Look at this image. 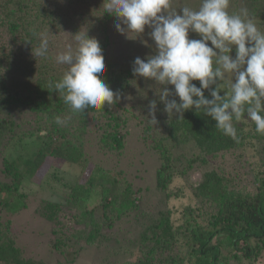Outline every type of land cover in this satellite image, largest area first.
Segmentation results:
<instances>
[{
    "label": "trees",
    "instance_id": "16d2710c",
    "mask_svg": "<svg viewBox=\"0 0 264 264\" xmlns=\"http://www.w3.org/2000/svg\"><path fill=\"white\" fill-rule=\"evenodd\" d=\"M85 1L0 0V72L3 71L0 73V194H4L0 205L10 214L27 208L28 196L20 195L19 188L24 181L36 177L45 164H53L57 160L82 166L89 161L84 139L89 133L87 124L90 118L110 120L107 128L116 130L126 123L114 109L117 103L111 106L105 104L103 109L73 113L59 93L48 87L49 81L59 80L66 70L55 67L50 38L59 35L68 25L74 15V6L82 7ZM97 2L88 18L90 22L85 21V24L90 26L95 21L98 26L94 37L102 48L105 62L101 78L112 90L124 94L137 88L143 78L132 72L137 56L133 57L129 68L110 60L109 24L116 17L102 14L103 0ZM245 7L264 30V0H231L229 11L238 12ZM40 34L49 40L45 58L35 57L32 53V48L38 45ZM193 83L199 86L198 81ZM223 94L220 92V95ZM205 95L208 96L207 90ZM128 111L125 110L122 116L127 115ZM161 113H165L163 109ZM56 116L67 119V123L57 125L54 121ZM162 118L160 126L145 124L141 136L144 141L152 139L153 149L161 164L155 173L156 188L167 193L169 198L173 196L169 191L172 182L178 177L184 178L197 162L207 164V157L214 159L234 149L254 148L264 143V133H257L254 123L248 121L234 122L237 130V139L234 140L217 130L215 121L210 117L192 109L184 112L183 119H177L175 115ZM101 128L102 125L98 129ZM103 131L101 139L97 141L101 150L105 152L106 146L112 144L121 148L122 138L117 131L111 133L106 128ZM33 137L40 143L38 150L22 155L19 151L24 148L25 140ZM188 144L194 146L198 153L180 168L175 152ZM260 150L264 152V146ZM259 155L262 153L259 152ZM260 161L262 164L256 170V188L252 194L231 189L232 181L220 171L212 169L204 172L194 187V195L202 204H209L210 208L215 206L216 214L211 219L206 214V220V217L188 207L182 212L179 223L175 224L170 211H160L135 240L133 248H136L137 258L132 262L124 259L118 264H230L232 260L236 263L257 261L264 251V158L261 157ZM109 172L98 169L92 172L91 179L89 177L82 183L79 179L71 186L67 203L85 212L92 192H100L105 209L103 223L111 227L112 221H119L137 211L139 197L136 195L139 190L136 191L124 177L118 179L122 172L113 175ZM45 208L42 214L40 212L41 216L55 223L58 212L62 214L65 207L46 204ZM39 210L42 211L41 207ZM85 215L90 214L85 212ZM93 230L95 232L92 235L89 233L88 239L95 244L100 230ZM9 232L8 225L0 222V264H34L24 259L21 248L15 246Z\"/></svg>",
    "mask_w": 264,
    "mask_h": 264
},
{
    "label": "rangeland",
    "instance_id": "374dc122",
    "mask_svg": "<svg viewBox=\"0 0 264 264\" xmlns=\"http://www.w3.org/2000/svg\"><path fill=\"white\" fill-rule=\"evenodd\" d=\"M97 1L87 2L86 0L82 7L74 6L71 21L59 35L50 38L53 44L51 53L54 58L66 51L69 45L75 47L73 35L80 30L85 29L89 37H94L98 32L95 21L90 26L85 24V21L90 22L88 18L91 17L92 10L96 8ZM184 4L197 7L199 0H175L173 6L178 8ZM177 11L179 12V9ZM115 22L116 19L109 24L108 52L112 62L119 63L123 68H129V63L133 61L134 56L146 61L149 55L155 54V44L147 36V32L150 31L147 26L144 34L132 39L127 34L118 33L114 28ZM255 22L260 27L256 20ZM189 38L199 39V36L190 32ZM141 40H147L150 47L142 44ZM55 67L62 69L67 66L55 62ZM161 87L163 86L158 85L154 80L143 77L137 88L128 90L124 94L121 92L122 98L114 109L122 119L126 120L122 128L117 130L112 127L107 128V122L110 120L93 118L88 120L89 133L84 139L88 153L85 155L90 157L88 162L85 161L82 166L57 160L53 164H45L36 177L24 181L19 188L20 195L28 196L26 209H22L17 214H10L0 205V222L8 225L9 236L13 238L15 246L21 248L24 259L34 264H118L124 259L132 262L138 256L136 248H133L135 240L151 220L160 214V211H170L175 224L179 223L182 212L188 207L193 208L198 215L206 217V220L216 214L215 206L210 208L209 204H202L194 195V187L199 183L204 172L212 169L224 173L226 178L232 181L231 189L254 193L256 170L262 164L261 157L264 158V152L260 150L264 143L257 144L254 148L247 146L243 150L234 149L219 154L214 159L207 157V164H202V161L197 162L194 169L184 178L178 177L172 182L171 190H169L173 193L171 198L167 197L164 191L162 193L157 190L155 173L161 166L160 160L153 149L152 139L144 141L141 131L145 124L150 123L147 106L151 100H156L160 105L157 106L158 111H156L158 123L154 126H160L162 117L167 115L161 113L164 107L158 94ZM221 92L224 93L223 90ZM125 110L129 111L127 115L122 116ZM101 125L102 128L98 129ZM103 128L111 133L117 131L122 138L121 148H116L113 144L108 145L105 148L107 153H105L98 147L97 141L99 142L104 133ZM35 137L25 140L24 148L19 151L22 155L33 154L38 150L40 143ZM259 152L262 155H259ZM197 153L198 151L191 144L178 148L175 152L178 157L177 165L179 164L181 168L185 161L192 159ZM98 169L110 171L111 175L122 172L118 179L121 180L124 177L126 181L133 184L136 191L139 190L136 195L137 198L139 197L137 211L129 213L119 221H112L111 227L103 223L105 209L101 203L100 192L93 191L87 201L85 212L90 214L88 216L74 204L67 203L72 190L71 186L79 179L82 180L81 183L89 177L91 179L92 172ZM3 197L4 194H0V202L4 200ZM46 204H58L65 207L62 214L58 212L55 223L48 222L41 216L46 209ZM40 207L42 211L39 210ZM107 210L105 213L108 212ZM199 220L202 221L201 218ZM93 229L100 230L95 244L88 239V236L95 232ZM230 264H264V251L257 261L243 260L236 263L232 260Z\"/></svg>",
    "mask_w": 264,
    "mask_h": 264
},
{
    "label": "clouds",
    "instance_id": "9594fccd",
    "mask_svg": "<svg viewBox=\"0 0 264 264\" xmlns=\"http://www.w3.org/2000/svg\"><path fill=\"white\" fill-rule=\"evenodd\" d=\"M174 2L103 0L102 14L116 17L118 33L135 39L145 33L146 26L150 29L147 36L155 44V54L146 62L136 57L133 75L163 86L158 90L159 100L169 117L183 119L190 109L201 112L234 140V122L254 123L255 131L264 133V30L246 7L229 11L231 0H199L197 7L184 4L178 8ZM190 32L199 39H190ZM73 38L75 47L69 45L55 57L66 70L59 80L49 81L48 87L59 93L73 113L103 109L105 104L120 101L122 94L101 78L105 62L98 40L89 37L85 29ZM141 43L150 47L147 40ZM48 48V38L40 34L32 53L45 58ZM147 107L148 120L154 126L158 123L157 101L151 100ZM54 121L57 125L67 123L60 116Z\"/></svg>",
    "mask_w": 264,
    "mask_h": 264
}]
</instances>
